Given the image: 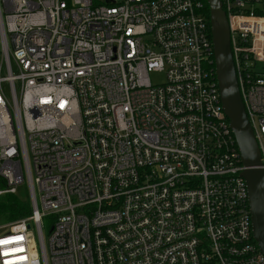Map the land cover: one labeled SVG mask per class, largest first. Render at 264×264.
<instances>
[{
	"label": "built area",
	"instance_id": "obj_1",
	"mask_svg": "<svg viewBox=\"0 0 264 264\" xmlns=\"http://www.w3.org/2000/svg\"><path fill=\"white\" fill-rule=\"evenodd\" d=\"M220 3L264 172V0ZM206 6L0 0V264H264Z\"/></svg>",
	"mask_w": 264,
	"mask_h": 264
},
{
	"label": "water",
	"instance_id": "obj_2",
	"mask_svg": "<svg viewBox=\"0 0 264 264\" xmlns=\"http://www.w3.org/2000/svg\"><path fill=\"white\" fill-rule=\"evenodd\" d=\"M208 7L214 68L224 115L238 147L246 184L253 239L264 256V172L260 153L240 99L230 49L229 30L220 0H205Z\"/></svg>",
	"mask_w": 264,
	"mask_h": 264
},
{
	"label": "trees",
	"instance_id": "obj_3",
	"mask_svg": "<svg viewBox=\"0 0 264 264\" xmlns=\"http://www.w3.org/2000/svg\"><path fill=\"white\" fill-rule=\"evenodd\" d=\"M208 13V7L206 6ZM31 215L29 201H20L16 195L6 194L0 196V221L14 222Z\"/></svg>",
	"mask_w": 264,
	"mask_h": 264
},
{
	"label": "rangeland",
	"instance_id": "obj_4",
	"mask_svg": "<svg viewBox=\"0 0 264 264\" xmlns=\"http://www.w3.org/2000/svg\"><path fill=\"white\" fill-rule=\"evenodd\" d=\"M151 81L155 84L161 83L164 81V75L163 74H152L150 77ZM17 196V198L20 201H28V197H27V189H26V185L25 183H23L18 189H17V193L15 194ZM1 220V219H0ZM17 221V220H16ZM15 222V221H14ZM12 223V222H11ZM10 225V223L8 222H2L0 221V228H4L6 229V231L4 230V233L7 232V227ZM1 233V231H0ZM49 234H48V224L46 221H43V237L45 240H47Z\"/></svg>",
	"mask_w": 264,
	"mask_h": 264
}]
</instances>
